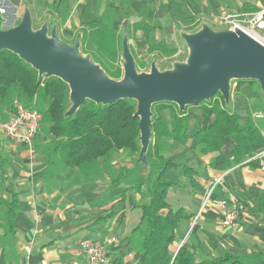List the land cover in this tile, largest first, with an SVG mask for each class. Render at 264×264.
Returning a JSON list of instances; mask_svg holds the SVG:
<instances>
[{"label":"crops","instance_id":"obj_1","mask_svg":"<svg viewBox=\"0 0 264 264\" xmlns=\"http://www.w3.org/2000/svg\"><path fill=\"white\" fill-rule=\"evenodd\" d=\"M209 1L0 0V10H4L1 14L3 27L11 28L21 21L25 8L29 7L35 23L41 21V26L47 23L49 29L57 27L59 37L67 43L87 23L103 22L113 27L122 38L128 36L136 63L140 61L150 66V58L169 59L160 57L157 52L152 53V45L164 43L170 50H177L179 41L172 44L169 38H174L177 33H193L187 28L193 24L196 28L205 15L213 20L217 11L235 14L236 6L243 9L246 2L264 8L263 0H214L212 5ZM42 4L46 7L42 8ZM49 4H55V9H50ZM85 7L89 9L90 18L98 19L84 21ZM240 11L238 14H242ZM136 18L141 21H135ZM189 18L194 23L186 24ZM139 22L155 28V31L148 36L143 30L134 32L132 25ZM154 22L160 25L155 26ZM158 32L160 41L155 40ZM19 148L21 152L18 154ZM27 150L26 146L15 144L11 154H0V264H87L80 253L79 243L89 238L92 242L103 243L112 237L117 241L110 246V264H135L139 248L131 243V233L140 215L131 219L126 209L127 202H130L131 210L146 204L142 198L144 189L143 193L133 189L125 195V191L131 189L126 181L111 185L108 163H101L96 170L87 167L72 169L65 166L59 156L30 154ZM229 156L230 149L208 156L168 154L173 163L181 166L167 175L175 184L170 191L182 192L178 197H181L179 206L170 205L176 210L185 209L190 216L186 219L190 223L186 234L171 246L173 253L189 233L208 190L219 179L222 181L215 187L211 200L237 201L241 207L238 224L234 228L222 227L215 204L209 203L188 237L192 254L200 261L209 256L220 258L227 253L243 255L264 251V213L256 208L258 198L264 195V169L257 161L248 164L244 161L226 171L211 167V163H221ZM178 159L180 161H176ZM115 164L112 159L111 165L115 167ZM187 169L192 170L188 177L185 176ZM81 172L89 177L85 178ZM14 197L18 207L12 218L8 209ZM136 210L140 214V210Z\"/></svg>","mask_w":264,"mask_h":264},{"label":"trees","instance_id":"obj_2","mask_svg":"<svg viewBox=\"0 0 264 264\" xmlns=\"http://www.w3.org/2000/svg\"><path fill=\"white\" fill-rule=\"evenodd\" d=\"M260 9L255 4L246 2L243 4L242 14L256 13ZM3 23L0 13V28ZM132 29L134 32L143 30L146 36L155 31V28L142 22L133 24ZM122 40L113 27L93 21L87 23L82 30L81 52L83 55L89 52L91 60L110 78L120 80L123 76ZM150 51L157 52L162 58L177 54V50H170L164 43L152 45ZM234 82L237 83V91L247 83ZM40 93L42 101L48 103L46 112L49 121L48 135L51 138L49 154L52 157L59 156L62 163L72 169L87 167L96 170L101 163H108L107 168L114 170L111 165L112 153L128 151L146 169L147 175L137 189L138 193H143V189H146L147 193L142 194L146 204L136 207L140 210V218L131 233L133 238H139V243L135 244L139 248L135 254V264H171L174 256L171 246L176 241L179 223L190 218L185 209H173L168 201L170 189L175 184L170 182L167 175L172 169L181 166L173 163L162 152L163 141H172L183 147L193 141L195 149L203 156L222 153L226 143L230 142V156L221 163H211L212 168L220 171L242 164L264 148V133L256 126L249 110L247 119L241 122V116L226 108L220 93H216L209 102L187 107L184 112L170 103L153 105V136L147 153V165H144L139 160L141 143L139 119L134 117L137 111L136 101L121 100L107 106L87 101L75 115L66 117L72 106L68 85L56 77L39 79L38 72L17 55L3 51L0 54V106L10 111L12 117L16 113L15 102L19 97L27 101L28 108L35 109ZM172 108L176 110L173 111ZM166 110L173 114L172 123L162 115ZM200 115L213 121L210 126L193 132L191 117L199 120ZM0 121L6 120L2 118ZM191 171L187 169L185 176H190ZM133 173L131 168L120 167L111 185L126 181ZM17 207V199L14 197L8 209L12 218L16 215ZM256 208L264 213V195L258 198ZM131 243L134 244L133 240ZM177 264H264V251L243 255L227 253L220 258L209 256L200 261L196 260L194 254L183 253Z\"/></svg>","mask_w":264,"mask_h":264},{"label":"water","instance_id":"obj_3","mask_svg":"<svg viewBox=\"0 0 264 264\" xmlns=\"http://www.w3.org/2000/svg\"><path fill=\"white\" fill-rule=\"evenodd\" d=\"M188 56L171 69L160 71L153 61L149 72L139 73L128 43L122 40L123 76L111 79L90 57L80 52V42L69 45L59 37L57 27L47 23L34 29L29 7L18 25L0 28V54L9 51L38 72L39 79L56 77L68 85L71 117L87 101L111 105L121 100L137 102L141 151L139 160L147 165L152 139V106L170 103L180 112L209 102L220 93L227 105L233 81H256L264 95V45L240 29L215 31L208 25L193 33H181Z\"/></svg>","mask_w":264,"mask_h":264},{"label":"rangeland","instance_id":"obj_4","mask_svg":"<svg viewBox=\"0 0 264 264\" xmlns=\"http://www.w3.org/2000/svg\"><path fill=\"white\" fill-rule=\"evenodd\" d=\"M112 1V0H111ZM214 0H210L209 4L213 3ZM55 4H49V8L50 9H55V6H53ZM42 8L46 7L44 4L41 5ZM212 8V6H211ZM84 21L86 19V21H91L93 20H97L98 18H90L89 17V9L87 7L84 8ZM240 8H237L236 6V10H235V14H238L239 12H241ZM224 12H216V16L215 19L210 18L209 16L205 15V19H202L196 26L193 27V25H191L190 27L187 28L188 31L192 32L193 29H195L194 31L197 32L198 30L201 29V27L203 25H208L210 28H212L215 31H220L222 30L224 27H222L219 23H218V18L220 15H223ZM224 14H228L224 13ZM106 21H108L107 18H105ZM171 20V19H170ZM192 18H189L186 24H192L194 23V21H192ZM135 21H141L138 20L136 18ZM204 22L208 23V24H204ZM109 23V22H108ZM154 22L153 24L156 26L160 25L159 23ZM3 26V25H2ZM86 26V25H85ZM41 27V21L35 23L34 22V29H38ZM83 30V29H82ZM82 30H79L77 33H75L73 36V39L68 42L70 43L69 45H75L77 42H80L81 36H82ZM262 36H264V33H260ZM62 40V38H60ZM156 41H160L161 40V34L160 32L157 33ZM63 41V40H62ZM169 41L172 42V44H176V41H179L180 43V47H177L178 53L169 59H161L159 57H155L154 58H150L149 63L151 65V63L153 61H156V65L159 68L160 71H165L168 69H171L173 64L175 62H185L188 56V48L186 47L184 40L182 39L180 33H177L176 36H174V38L170 37ZM67 43V42H66ZM67 43V44H68ZM80 52H81V42H80ZM122 52V51H121ZM82 53V52H81ZM86 57H89V52L84 55ZM154 59V60H152ZM157 59V60H156ZM121 65L123 66V59H121ZM152 61V62H150ZM136 69L139 73H143V72H149L150 71V66H148L147 64L143 65L140 61H137L136 63ZM112 79V78H111ZM250 81H247V83H244L242 85V87L240 88V90H236L237 87V83L236 82H232V96H231V101L229 103V105H227L225 103L226 108H229V110L231 112L234 113H238L241 116V122L245 121L248 117L247 114V110H249V112L252 114V117L254 119V115L262 113L264 114V95L261 92V87L260 84L258 82L255 81V83H249ZM42 93H40L39 97H38V101H37V105L35 107V110L39 111L41 113V115L43 116V121L41 124V128L39 130V133L36 137V139L34 140L33 146V154H49L50 151V147H51V138L48 135V126H49V121L48 119V115L46 112L48 103H44L42 101ZM221 95V94H220ZM218 97V96H217ZM222 97V95H221ZM223 98V97H222ZM224 100V99H223ZM233 101V102H232ZM26 100H23L22 97H19L18 100H16L15 102V106L17 105H23L25 107L28 106V104L26 103ZM225 102V101H224ZM174 105V104H171ZM178 107V106H177ZM6 108L3 106H0V120L2 118H4L5 120H9L11 118V112L5 110ZM34 109V108H33ZM179 109V108H178ZM164 116L166 117V119L172 123V119H173V114H169V111H165ZM196 114V113H195ZM192 117H194L192 114L190 115ZM191 117V125H192V129L193 132H196L198 129H203L205 127L210 126V124L212 123V119L211 118H207V117H203L202 115H200V119L199 120H194V118ZM2 122V121H0ZM257 127H259L263 133H264V119H258L257 122L255 123ZM177 145V144H176ZM175 144H171L168 141H163L162 142V148L164 154H166V157L168 158V154L171 155H181V154H200L199 150H196L193 144V141H191L189 143V145L187 147H183L180 145L176 146ZM15 144L3 139L0 140V154H11L12 150H14ZM21 147V146H20ZM231 147V143L227 142L225 145L224 149H230ZM23 152L25 151L24 149L22 150ZM29 151V149L27 150ZM18 154L21 152L20 148L18 149ZM29 154V152H28ZM170 156V155H169ZM112 159L116 161V164L114 165L115 167L114 170L111 169L109 170V177H110V181L112 182V179L115 178L118 175V169L120 167L126 166L128 168H131L134 170V173L132 175H130L128 177V179L126 180L127 185L131 186V189H127L125 191V194L129 193L131 190H137L138 189V185L142 182L143 178L146 177L147 175V171L145 168L142 167V165L140 163H138L137 161V157L135 155H132L131 153H129L128 151H123V152H113L112 153ZM176 161H180L179 159ZM5 166V165H3ZM81 175H85L84 177L87 178L89 177L88 175H86L84 172H81ZM144 191L147 193L146 189H144ZM182 194L181 191L177 190V189H172L170 191V198H169V203L173 206H179L180 204V198L178 199V197ZM132 208L130 207V202H127V209H126V213L129 214L130 218L133 219L135 217H137L139 214L138 210L134 209L131 210ZM189 222H187L186 219H183L180 221V229L177 232L176 235V241H180V239L186 234V231L189 227ZM183 227V229H182ZM136 236V235H135ZM92 238H89L88 241H91ZM131 240H133L134 244H138L139 243V238L137 237H131ZM203 249L200 250L199 253L202 252ZM196 255V254H195Z\"/></svg>","mask_w":264,"mask_h":264},{"label":"built area","instance_id":"obj_5","mask_svg":"<svg viewBox=\"0 0 264 264\" xmlns=\"http://www.w3.org/2000/svg\"><path fill=\"white\" fill-rule=\"evenodd\" d=\"M0 13L3 14L4 10H0ZM218 23L224 27L223 29L243 30L264 45V36L260 34L264 31V8H261L259 12L250 14H223L219 16ZM263 118L264 114L262 113L254 115L255 120ZM42 121L43 116L39 111L21 104L17 105L16 113L9 120L0 122V139H6L14 144L26 146L30 154H33V143L39 133ZM255 161L259 162L260 167L264 169V149L249 157L245 161V164ZM221 181V179L215 181L208 190L205 202L201 210L194 217L193 225L186 238L182 240L178 250L174 253L171 264H177L183 253H193L192 247L187 240L196 228L204 208L209 203L213 202L215 204L222 227L234 228L238 224L241 207L237 201L229 199L211 200L215 187L220 184ZM116 241L114 237L107 239L103 243L85 240L79 243L80 253L86 258L87 264H110V246L115 244Z\"/></svg>","mask_w":264,"mask_h":264}]
</instances>
